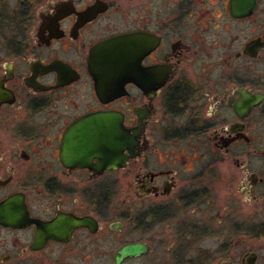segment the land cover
I'll return each instance as SVG.
<instances>
[{
  "label": "flooded vegetation",
  "instance_id": "flooded-vegetation-1",
  "mask_svg": "<svg viewBox=\"0 0 264 264\" xmlns=\"http://www.w3.org/2000/svg\"><path fill=\"white\" fill-rule=\"evenodd\" d=\"M100 114L124 159L66 156ZM135 243L120 264H264V0H0V264Z\"/></svg>",
  "mask_w": 264,
  "mask_h": 264
},
{
  "label": "water",
  "instance_id": "water-1",
  "mask_svg": "<svg viewBox=\"0 0 264 264\" xmlns=\"http://www.w3.org/2000/svg\"><path fill=\"white\" fill-rule=\"evenodd\" d=\"M130 140L128 133L121 130L118 117L108 114L94 115L80 120L70 128L64 142V154L84 162L100 157L106 163L114 156L113 161L119 163L124 159L121 152ZM113 161L107 165H113ZM145 251L147 247L141 243L127 244L119 249L116 264H120L123 258L137 256Z\"/></svg>",
  "mask_w": 264,
  "mask_h": 264
},
{
  "label": "rangeland",
  "instance_id": "rangeland-1",
  "mask_svg": "<svg viewBox=\"0 0 264 264\" xmlns=\"http://www.w3.org/2000/svg\"><path fill=\"white\" fill-rule=\"evenodd\" d=\"M142 261H134V262H131V264H140Z\"/></svg>",
  "mask_w": 264,
  "mask_h": 264
}]
</instances>
